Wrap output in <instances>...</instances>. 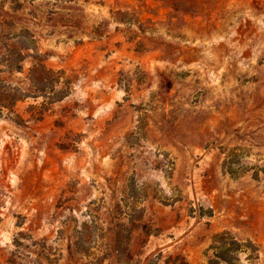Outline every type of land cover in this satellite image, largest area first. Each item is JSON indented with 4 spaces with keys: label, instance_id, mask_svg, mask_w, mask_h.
Masks as SVG:
<instances>
[{
    "label": "rangeland",
    "instance_id": "obj_1",
    "mask_svg": "<svg viewBox=\"0 0 264 264\" xmlns=\"http://www.w3.org/2000/svg\"><path fill=\"white\" fill-rule=\"evenodd\" d=\"M0 86V264H264V0H0Z\"/></svg>",
    "mask_w": 264,
    "mask_h": 264
},
{
    "label": "trees",
    "instance_id": "obj_2",
    "mask_svg": "<svg viewBox=\"0 0 264 264\" xmlns=\"http://www.w3.org/2000/svg\"><path fill=\"white\" fill-rule=\"evenodd\" d=\"M23 37L26 39L25 42L23 40H19L17 41V43H15V45L11 47L6 43L4 44L8 54L2 55L1 58L3 62L7 63L8 66L12 68V70H22V63L27 59V55L23 53V49L19 47L20 45L28 46L25 47L24 50H31L33 53L37 54L36 42L33 35H31L29 31L25 30ZM26 43H28V45H25ZM30 72L33 76V78L31 79L33 80V83L35 82L34 86L39 93L44 94L48 89H50V94L56 96L55 100L59 101L66 97V94L63 91L57 89V81H50L49 75L51 71L47 69V66L41 60L37 61ZM6 89L7 88L0 86V102H2V104H6L9 99L13 100L15 103L25 98V95H17L16 92L19 93L20 91L18 89H16L17 91L14 92V94L12 93L14 90L11 92ZM0 106L2 108L7 107L6 105ZM224 258L225 257L221 256L222 260H226Z\"/></svg>",
    "mask_w": 264,
    "mask_h": 264
}]
</instances>
